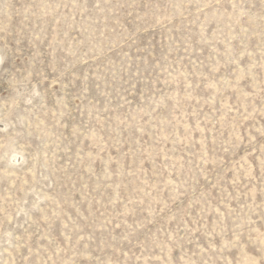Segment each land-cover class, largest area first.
Instances as JSON below:
<instances>
[{
  "label": "rangeland",
  "instance_id": "374dc122",
  "mask_svg": "<svg viewBox=\"0 0 264 264\" xmlns=\"http://www.w3.org/2000/svg\"><path fill=\"white\" fill-rule=\"evenodd\" d=\"M0 264H264V0H0Z\"/></svg>",
  "mask_w": 264,
  "mask_h": 264
}]
</instances>
